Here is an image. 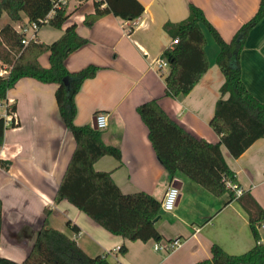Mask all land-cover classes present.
I'll return each mask as SVG.
<instances>
[{
    "label": "crops",
    "instance_id": "0c3cea01",
    "mask_svg": "<svg viewBox=\"0 0 264 264\" xmlns=\"http://www.w3.org/2000/svg\"><path fill=\"white\" fill-rule=\"evenodd\" d=\"M138 1L143 11L132 20L107 12L87 26L83 18L93 11V0H68V17L62 27L47 25L50 28L41 31L42 25L35 38L50 42L74 22L77 33L88 39L65 59L70 71L88 64L98 66L74 95L73 121L92 126L95 115L105 113L107 124L99 128L101 139L120 150L119 159L105 154L93 166L96 170L110 171L122 192L144 191L159 201L174 184L178 188L176 204L171 211L160 209L154 224L162 235L157 242L163 244L179 237L180 245L168 252L157 251L153 247L154 239L129 240L112 234L65 198L55 202L75 139L59 113L55 98L57 84L24 76L0 101L15 104L17 122L4 129L0 145V159L7 161L6 166H0L1 256L20 261L29 253L43 223L45 207L51 211L48 215L51 226L74 237L89 255L107 252L113 264H194L210 257L213 243L232 254L242 253L254 244L247 215L237 196L231 197L227 192L215 195L179 171L169 174L153 150L136 107L155 98L187 131L210 142L218 141L219 135L209 125L224 79L215 62L218 45L201 25L206 40L207 69L189 92L166 95L164 76L168 68H157L154 62L172 44L164 23L184 19L189 3H193L227 41L255 13L259 0ZM28 27H25L27 35ZM15 28L22 30L19 22ZM38 60L48 66V52ZM239 60L247 89L256 99L264 101V16L249 30ZM64 82L67 84L68 79ZM220 151L242 191L249 192L264 209V136L255 139L237 157L222 143ZM67 220L79 227L77 233L65 224ZM259 231L260 241L264 243V226ZM120 244L126 246L123 254L117 251Z\"/></svg>",
    "mask_w": 264,
    "mask_h": 264
},
{
    "label": "trees",
    "instance_id": "16d2710c",
    "mask_svg": "<svg viewBox=\"0 0 264 264\" xmlns=\"http://www.w3.org/2000/svg\"><path fill=\"white\" fill-rule=\"evenodd\" d=\"M56 1L0 0V16L4 13L9 19L0 25V67L6 70L5 74H0V101L6 98L7 90L24 76L56 83L55 98L59 113L73 134L75 147L57 187L55 202L65 198L112 234L129 240L158 241L162 235L154 223L159 215L160 201L144 191L124 193L113 181L110 171L96 170L93 164L99 157L108 154L119 159L120 150L102 141L99 128L89 124L77 125L73 121L74 95L81 82L92 77L98 66L88 64L77 71H70L65 59L88 39L77 33L73 22L50 42L35 38L22 43L24 29L32 22L39 27L44 24L57 29L62 27L68 17L66 3L55 4ZM142 11L143 6L138 0H93V11L84 15L83 23L90 26L107 12L132 20ZM263 16L264 0H259L255 13L227 41L206 19L202 9L193 3H189L184 19L164 23L171 39H177L162 53L169 62L164 76L166 95L189 92L206 71V40L201 25L209 30L218 45L215 62L224 79L209 120V125L219 135L218 141L210 142L187 131L165 112L155 98L136 107L147 127L153 150L169 174L179 171L215 195L227 192L232 197L234 192L225 186V179L236 182L234 172L221 154L220 144L237 157L255 139L264 136V101L256 99L247 89L241 78L239 60L249 30ZM12 22H19L22 30H17ZM45 52H48V66H43L38 60ZM65 78L68 79L67 84ZM6 107L15 111L14 103ZM16 124H6L0 115V145L7 125ZM6 165L7 161L0 159V166ZM236 199L247 215L254 244L242 253L232 254L213 243L210 257L194 264H264V243L260 241L259 231L264 226V209L247 191H242ZM43 211L45 217L29 253L20 261L0 255V264H113L107 252L87 254L74 237L49 224V209L45 207ZM65 224L74 233L79 231V227L70 225L68 220ZM117 251L123 254L126 246L120 244Z\"/></svg>",
    "mask_w": 264,
    "mask_h": 264
},
{
    "label": "built area",
    "instance_id": "2783aa9c",
    "mask_svg": "<svg viewBox=\"0 0 264 264\" xmlns=\"http://www.w3.org/2000/svg\"><path fill=\"white\" fill-rule=\"evenodd\" d=\"M67 1L68 0H57L55 2V4H58L59 2L60 3H66ZM38 28H39V26L35 22H32L28 27V30L30 33L28 35L25 34V37L22 38V43L25 44L29 39H35V32L37 31ZM24 30L27 31V29H24ZM175 42H177L176 38L171 39V43H175ZM154 62H155V66L157 68H160V67L161 68H165V67L169 68V62L163 56L157 58ZM5 73H6V70L3 67H0V74H5ZM0 103L3 107V110L0 112V115L4 118V122L6 124H10L11 122H16V117H15L14 111L8 110L6 107L7 106L6 103H4V102H0ZM95 124H96L97 128H103L104 126H106V124H107L106 114L103 112H98L95 115ZM225 186L227 188H229L230 190H232L234 192L235 196L240 195V193L242 192L240 185L231 179H225ZM177 196H178V188L174 185H170L166 189V191H165V193H164V195L160 201V209H162L164 211H171L176 204ZM180 243H181V239L179 237H174L172 239L167 240L163 244L155 241L153 243V247L157 251L168 252V251L172 250L173 248H175L176 246L180 245Z\"/></svg>",
    "mask_w": 264,
    "mask_h": 264
},
{
    "label": "rangeland",
    "instance_id": "374dc122",
    "mask_svg": "<svg viewBox=\"0 0 264 264\" xmlns=\"http://www.w3.org/2000/svg\"><path fill=\"white\" fill-rule=\"evenodd\" d=\"M8 21H9V19H8L7 15L3 13L0 16V25H2V23L8 22ZM12 24L16 27L18 25V22H12ZM49 28H50L49 26L43 25V27L41 28V31H44V30L49 29Z\"/></svg>",
    "mask_w": 264,
    "mask_h": 264
},
{
    "label": "water",
    "instance_id": "95a60500",
    "mask_svg": "<svg viewBox=\"0 0 264 264\" xmlns=\"http://www.w3.org/2000/svg\"><path fill=\"white\" fill-rule=\"evenodd\" d=\"M65 80H66V78L64 79V81ZM92 127L97 128L96 124L93 121H92ZM172 185H174V184H172Z\"/></svg>",
    "mask_w": 264,
    "mask_h": 264
}]
</instances>
